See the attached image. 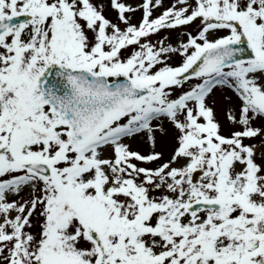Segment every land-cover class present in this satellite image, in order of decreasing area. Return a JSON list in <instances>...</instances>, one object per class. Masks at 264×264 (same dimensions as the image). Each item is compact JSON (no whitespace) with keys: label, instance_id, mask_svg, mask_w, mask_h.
I'll use <instances>...</instances> for the list:
<instances>
[{"label":"snow or ice","instance_id":"obj_1","mask_svg":"<svg viewBox=\"0 0 264 264\" xmlns=\"http://www.w3.org/2000/svg\"><path fill=\"white\" fill-rule=\"evenodd\" d=\"M0 264H264V0H0Z\"/></svg>","mask_w":264,"mask_h":264}]
</instances>
